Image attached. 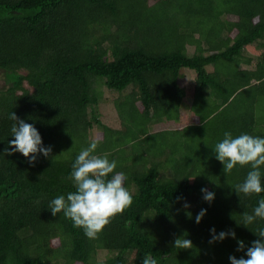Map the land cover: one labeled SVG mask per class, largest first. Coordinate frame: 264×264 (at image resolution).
Wrapping results in <instances>:
<instances>
[{
    "label": "trees",
    "instance_id": "1",
    "mask_svg": "<svg viewBox=\"0 0 264 264\" xmlns=\"http://www.w3.org/2000/svg\"><path fill=\"white\" fill-rule=\"evenodd\" d=\"M0 72V264H230L259 239L264 220L241 222L264 192L237 195L250 166L225 173L215 145L226 131L264 137V0H0ZM105 92L115 127L98 112ZM12 112L50 157L3 154ZM93 141L133 202L89 239L48 205L75 191L72 164ZM213 228L236 238L210 243ZM181 236L193 247L174 248Z\"/></svg>",
    "mask_w": 264,
    "mask_h": 264
},
{
    "label": "clouds",
    "instance_id": "2",
    "mask_svg": "<svg viewBox=\"0 0 264 264\" xmlns=\"http://www.w3.org/2000/svg\"><path fill=\"white\" fill-rule=\"evenodd\" d=\"M13 121L11 125L12 140L3 154L11 156L16 152L28 159L29 164H34L39 155L45 158L51 156V146H43L42 137L33 124L26 123L18 118L14 112L9 116ZM98 142L93 141L88 147L82 149L72 164V171L68 177L73 182L75 191L52 199L48 205L51 215L55 217L63 212V215L73 222V227L82 228L89 239H96L99 233L118 214H122L133 202L132 194L125 186L127 175L117 172V161L109 160L107 156L96 155L95 150ZM11 149V150H9ZM215 158L223 165V171L230 173L237 165L250 166L246 178L242 183L235 186L236 194H260L264 192L262 178L264 174L261 167L264 166V137L249 134H240L235 138L231 132H225L222 141L215 145ZM203 199L211 203L215 194L202 188ZM187 208L189 205L184 204ZM206 209L196 215L195 222L199 223L205 215ZM189 217L191 214H188ZM257 219L264 220V198L258 201L251 214L242 213L241 225L247 228ZM212 240L222 241L226 237L235 239V232H220L215 234V229H210ZM259 239L254 240L247 247L245 256L236 258L229 256L230 264H264V228H259L254 233ZM237 251H244L245 244L242 240L237 241ZM173 247L176 249H190L193 247L191 240L183 236L174 240ZM141 264H158L156 258L145 255Z\"/></svg>",
    "mask_w": 264,
    "mask_h": 264
},
{
    "label": "rangeland",
    "instance_id": "3",
    "mask_svg": "<svg viewBox=\"0 0 264 264\" xmlns=\"http://www.w3.org/2000/svg\"><path fill=\"white\" fill-rule=\"evenodd\" d=\"M250 51L247 53H245V55L246 56H248V57H252L254 60L256 59V56L260 53V50L258 49V50H256L255 51V49L254 48H250L249 49ZM188 53H189V55H191V53H192V50L190 49V48H188ZM244 66V65H243ZM231 67H234V65L232 64V65H230V66H222L221 64H219V73H224V72H226V73H229L230 74V71L228 70L229 68H231ZM245 67V66H244ZM191 73V72H190ZM190 73L189 72H186V77H187V79L186 80H188L189 82H191V76H190ZM192 74V73H191ZM187 81V82H188ZM4 84H5V82H4V78H3V74L0 72V88H2L3 86H4ZM211 93H207L206 94V96L208 95L209 97H210V100L212 99L213 100V98L214 97H212V95H210ZM104 97H107L109 100H108V102H107V104H106V106L105 107H103V108H100L99 110H98V112L100 113V114H102L101 115V120L104 122V123H106L107 125H109V126H111V127H115L116 126V118H115V116H114V112L112 111V109H111V102H110V100H111V97H112V95L110 94V93H104ZM189 97H191V98H189V100H191V101H193V98H192V96H189ZM245 99H243V98H238V100H237V103L236 104H241L240 102H242V101H244ZM190 101V102H191ZM184 104V103H183ZM186 105V104H185ZM260 108H261V110L260 111H262V110H264V100L262 101V103H260ZM259 111V109L257 108V109H255V113H258L259 115H258V117L260 118V119H263V121H264V113H262V112H260ZM261 113V114H260ZM258 118V119H259ZM259 121H262V120H259ZM97 129L96 128H94L93 129V131H92V135H93V137H95V134L97 133ZM101 258H104V255H100V259Z\"/></svg>",
    "mask_w": 264,
    "mask_h": 264
}]
</instances>
